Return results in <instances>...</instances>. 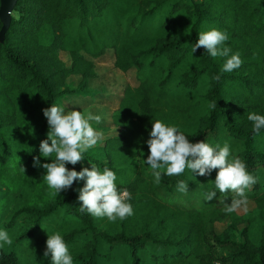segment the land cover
I'll use <instances>...</instances> for the list:
<instances>
[{
    "label": "trees",
    "instance_id": "1",
    "mask_svg": "<svg viewBox=\"0 0 264 264\" xmlns=\"http://www.w3.org/2000/svg\"><path fill=\"white\" fill-rule=\"evenodd\" d=\"M15 11L20 19L12 17L0 39V230L13 240L0 247V264H51L47 232L56 231L74 264H264V129L255 135L247 119L264 115V0H18ZM2 26L0 20V32ZM212 28L229 36L227 46L244 61L239 69L222 72L225 58L203 48L192 53L198 34ZM108 51L116 69L136 71L139 86L125 88L112 114L118 135L66 166L116 172L134 214L115 222L80 213L84 180L53 194L33 160L49 131L43 109L99 95L91 59ZM156 119L178 126L192 143L228 142L257 177L247 192L255 209L222 211L235 193L215 189L218 170L162 174L156 184L144 162ZM50 162L40 157L41 165ZM181 180L186 193L177 190Z\"/></svg>",
    "mask_w": 264,
    "mask_h": 264
},
{
    "label": "clouds",
    "instance_id": "2",
    "mask_svg": "<svg viewBox=\"0 0 264 264\" xmlns=\"http://www.w3.org/2000/svg\"><path fill=\"white\" fill-rule=\"evenodd\" d=\"M10 17L20 19L15 10L8 12ZM229 36L226 32L212 28L198 34V40L192 48V53L203 48L212 58H225L222 72H232L239 69L244 61L240 53L233 52L226 42ZM213 79L219 81L220 76ZM209 107L215 109L217 102L213 101ZM49 131L47 139L42 140L39 146L40 157L50 160V163L40 164V157H34V166L43 167L46 174L43 176L53 194L59 195L70 189L75 181L84 180V186L79 189L78 200L81 202L80 213L87 212L97 218H107L110 222L125 220L134 214L130 203L132 196L127 189H119L116 181L117 174L109 167L101 171L91 164L81 171L69 169L66 165H76L84 159V154L97 146L103 139V133L94 126L102 122L100 115L81 110H67L65 106L53 104L43 109ZM247 119L252 122V130L259 135L264 129V115L250 112ZM50 141V143H49ZM148 146L147 159L144 162L150 166L154 182L162 181V174L168 177L182 175L186 170L200 176L211 174L218 170L215 176V189L225 196L228 192L235 193L230 204H226L222 211L225 214L247 211V192L257 183V177L249 172L246 163L232 154L230 145L212 146L205 140L192 143L180 131L178 126L169 125L160 119L152 123ZM54 157L53 159H49ZM25 172V169L21 167ZM177 190L186 193L188 184L181 180ZM217 191L206 193V200H212ZM43 229V228H42ZM13 240L7 230H0V247L11 246ZM45 257L51 259V264H74L73 255L68 244L59 231L47 232Z\"/></svg>",
    "mask_w": 264,
    "mask_h": 264
},
{
    "label": "rangeland",
    "instance_id": "3",
    "mask_svg": "<svg viewBox=\"0 0 264 264\" xmlns=\"http://www.w3.org/2000/svg\"><path fill=\"white\" fill-rule=\"evenodd\" d=\"M62 58L68 64L70 63L69 56L62 54ZM98 73L97 80L91 82V87L99 90V95L94 98H74L70 101L63 103L67 110H81L84 112H92L93 114L100 115L102 122L94 126H102L98 131L103 133L102 141L107 138L117 136L118 129L112 123V114L119 108L120 100L123 97L124 90L127 86L137 87L139 82L136 78V71L131 70L127 74L122 73L116 67L115 55L113 51H108L103 57L98 59H91ZM79 78H73L72 83H78ZM73 84V85H74ZM101 141V142H102ZM86 167L91 168L87 165ZM85 184V183H84ZM255 204L248 202L247 211L240 210L238 213L243 215L255 209ZM227 221L216 225L217 232L223 231Z\"/></svg>",
    "mask_w": 264,
    "mask_h": 264
},
{
    "label": "water",
    "instance_id": "4",
    "mask_svg": "<svg viewBox=\"0 0 264 264\" xmlns=\"http://www.w3.org/2000/svg\"><path fill=\"white\" fill-rule=\"evenodd\" d=\"M18 0H0V20L3 24L0 39L3 42L12 23V17L8 15L10 10H15Z\"/></svg>",
    "mask_w": 264,
    "mask_h": 264
}]
</instances>
